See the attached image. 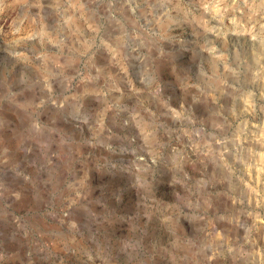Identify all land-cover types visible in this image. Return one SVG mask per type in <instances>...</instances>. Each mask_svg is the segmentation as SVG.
Returning <instances> with one entry per match:
<instances>
[{"label":"clouds","instance_id":"1","mask_svg":"<svg viewBox=\"0 0 264 264\" xmlns=\"http://www.w3.org/2000/svg\"><path fill=\"white\" fill-rule=\"evenodd\" d=\"M0 21V264H264V0Z\"/></svg>","mask_w":264,"mask_h":264},{"label":"rangeland","instance_id":"2","mask_svg":"<svg viewBox=\"0 0 264 264\" xmlns=\"http://www.w3.org/2000/svg\"><path fill=\"white\" fill-rule=\"evenodd\" d=\"M0 23H2V21H0ZM108 70H109L110 72H113V73H114V69L109 68ZM83 175H84V174H82V179H83ZM89 175H90V174H89ZM85 183H86V181H85ZM221 203L224 204V205H226V206H230V201H227L226 198H225V199H222ZM258 240H259V237H258ZM259 242H260L261 246H264V240H259Z\"/></svg>","mask_w":264,"mask_h":264}]
</instances>
